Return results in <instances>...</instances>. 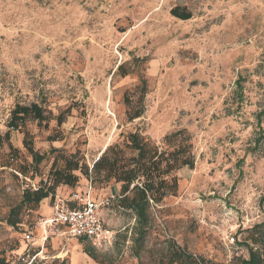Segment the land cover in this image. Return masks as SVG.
Here are the masks:
<instances>
[{
	"label": "rangeland",
	"instance_id": "1",
	"mask_svg": "<svg viewBox=\"0 0 264 264\" xmlns=\"http://www.w3.org/2000/svg\"><path fill=\"white\" fill-rule=\"evenodd\" d=\"M31 103L49 119H28L6 136L14 106ZM62 111L57 126L52 117ZM135 130L166 155L180 147L193 165L176 171L175 194L149 208L117 201L104 208L114 233L109 245L52 235L44 245L39 220L50 214V199L20 209V224L7 223L23 189L46 178L56 153L91 168L107 145L124 146ZM24 139L46 155L27 178L14 170L31 162ZM77 186L88 182L80 176ZM72 190L60 185L55 194ZM119 193L114 183L91 189L97 198ZM258 233L264 236V0H0L5 264L27 263L38 251L40 264H178L172 254L181 250L190 264H240L248 258L243 241Z\"/></svg>",
	"mask_w": 264,
	"mask_h": 264
},
{
	"label": "trees",
	"instance_id": "2",
	"mask_svg": "<svg viewBox=\"0 0 264 264\" xmlns=\"http://www.w3.org/2000/svg\"><path fill=\"white\" fill-rule=\"evenodd\" d=\"M178 12L177 8L171 10L173 15L183 19L190 16L184 11ZM119 68L120 66L117 67ZM44 110L38 103L15 105L10 113L7 123L8 131L5 135L9 136L10 129L18 130L24 127L28 119L36 120L38 123L48 120L49 117ZM142 113L143 109L128 113V121L140 118ZM52 119L57 126L61 125L65 119L63 111L54 115ZM171 136H166L165 140H170ZM25 139L24 146L30 155L31 162L16 163L14 170L27 178L29 171L37 169L38 165L45 160L46 155L34 150L31 142ZM126 148L131 153H127ZM14 152H16L15 149H13ZM11 157L13 161H18L17 153ZM11 165L12 163L4 164L6 167ZM192 165V157L182 154L180 147L166 155L164 152H159L157 145L143 137L137 130L127 133L124 146L118 143L107 145L91 168L81 158L56 153L52 158L46 178L41 180L37 187L23 189L21 200L9 211L6 221L9 225L16 226L21 223L20 209L35 210L45 199H50L52 203L56 197V188L60 185L74 189L72 191L77 190L80 176L86 179L91 189L92 186L98 184H118L119 196H121L117 201L119 205L146 209L150 207V202L157 203L166 194H175L178 181L176 171L183 166L192 167ZM25 231L27 229L23 232ZM246 238L243 244L248 247V258L240 259V264H264V236L258 233ZM48 240L49 238L44 241V245ZM259 244H263L262 247L258 248ZM90 249L92 248L89 246L84 247V252L94 258ZM172 256H174L173 262H178V264H190L193 261L191 255L184 250L174 251ZM5 263L4 259H0V264ZM50 264H65V261L54 259Z\"/></svg>",
	"mask_w": 264,
	"mask_h": 264
},
{
	"label": "built area",
	"instance_id": "3",
	"mask_svg": "<svg viewBox=\"0 0 264 264\" xmlns=\"http://www.w3.org/2000/svg\"><path fill=\"white\" fill-rule=\"evenodd\" d=\"M120 197H93L89 183L84 190L73 191L66 198L56 196L49 206L50 214L42 216L39 220L44 241L52 235L77 238L89 242L93 247L104 248L111 243L114 233L103 221L102 210L118 201ZM230 239L231 242L234 241L233 237ZM39 256L40 251L33 254L31 260L24 264H40L36 262Z\"/></svg>",
	"mask_w": 264,
	"mask_h": 264
},
{
	"label": "crops",
	"instance_id": "4",
	"mask_svg": "<svg viewBox=\"0 0 264 264\" xmlns=\"http://www.w3.org/2000/svg\"><path fill=\"white\" fill-rule=\"evenodd\" d=\"M114 188H116V191H117V186H116V185L114 186ZM69 194H70V192L67 193L66 195H63V194L59 195V194H56V196H61V197H63V198H66V197L69 196ZM46 200H47V199L43 200L42 203H44ZM49 208H50V207H49Z\"/></svg>",
	"mask_w": 264,
	"mask_h": 264
}]
</instances>
